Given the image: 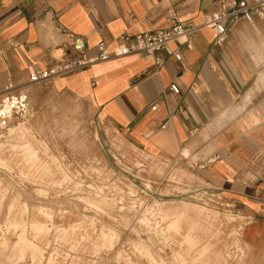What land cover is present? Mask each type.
<instances>
[{"label":"crops","instance_id":"0c3cea01","mask_svg":"<svg viewBox=\"0 0 264 264\" xmlns=\"http://www.w3.org/2000/svg\"><path fill=\"white\" fill-rule=\"evenodd\" d=\"M236 1L0 0V92L63 57H94L102 41L114 51L123 35L169 29L173 18L201 25ZM192 41L193 49L172 42L158 53L161 69L133 55L45 85L150 157L195 165L193 176L238 208L252 260L264 264V22L228 25L221 45L208 27ZM172 83L180 95L169 91Z\"/></svg>","mask_w":264,"mask_h":264},{"label":"rangeland","instance_id":"374dc122","mask_svg":"<svg viewBox=\"0 0 264 264\" xmlns=\"http://www.w3.org/2000/svg\"><path fill=\"white\" fill-rule=\"evenodd\" d=\"M48 85L0 94V264H257L238 208Z\"/></svg>","mask_w":264,"mask_h":264},{"label":"built area","instance_id":"2783aa9c","mask_svg":"<svg viewBox=\"0 0 264 264\" xmlns=\"http://www.w3.org/2000/svg\"><path fill=\"white\" fill-rule=\"evenodd\" d=\"M221 8L220 13L207 17L201 25L184 23L173 18L174 24L169 29L141 33L135 36L123 35L119 38V46L114 51H110L107 44L102 41L98 45L96 56L63 57L57 65L32 73L29 76V83L32 85L47 84L56 76L70 75L91 68L97 63L133 55L152 59L157 69H161L164 66V60L158 57V53L169 51L168 47L172 42L193 49L192 35L202 27L210 28L214 33V42L221 45L224 42L228 25L240 19H244L248 23H252L254 19L264 22V0H237L233 5L224 3ZM172 54L177 61H181L182 56L179 50L176 49ZM13 88V85H7L0 94L7 93ZM169 91L173 95L181 94V89L176 83L170 85ZM150 110L156 112L158 105L153 104ZM179 111L181 112V109ZM172 118L173 115L169 113L161 128L165 129Z\"/></svg>","mask_w":264,"mask_h":264}]
</instances>
